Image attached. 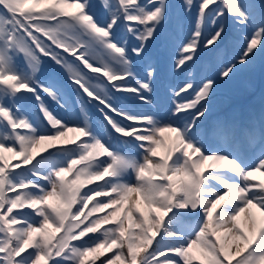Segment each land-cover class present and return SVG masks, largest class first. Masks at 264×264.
<instances>
[{"label":"snow or ice","instance_id":"obj_1","mask_svg":"<svg viewBox=\"0 0 264 264\" xmlns=\"http://www.w3.org/2000/svg\"><path fill=\"white\" fill-rule=\"evenodd\" d=\"M102 7L0 0V264H264V98L209 119L264 0Z\"/></svg>","mask_w":264,"mask_h":264},{"label":"rangeland","instance_id":"obj_2","mask_svg":"<svg viewBox=\"0 0 264 264\" xmlns=\"http://www.w3.org/2000/svg\"><path fill=\"white\" fill-rule=\"evenodd\" d=\"M177 1L178 0H176V2ZM108 2L112 3V2H114V0H108ZM92 3L97 5L98 12H101V13L103 12L100 9V8L103 9V7H102L103 0H92ZM191 22H192V18H189L188 23L190 24ZM185 35H187V34H185ZM260 59H262V58H260ZM216 62H217V59L215 60V64H216ZM258 64L259 63L256 62V65H254V63H253L252 65H249V66L241 69L240 71L237 72L236 76L230 82L221 83L219 89L223 88V91H228L229 94H234V95L238 96L239 98L240 97L242 98L245 95L251 94V92L257 87L258 83L256 82L257 81L256 77L248 76L249 75L248 71L249 72H251L253 70L256 71ZM193 66H195V65H193ZM210 70H211V67H209V73H210ZM245 71L247 72L246 74H245ZM188 72H191L192 76H193V72H192L191 68L188 69ZM169 76H171V79L173 80L172 75L169 74ZM185 78H189L187 73H186V77ZM230 101L231 100L228 99V98H224V97H221L219 95H216L213 98L212 109L213 108L216 109V108H219V107H223L226 103H228ZM139 110H148V109L143 107V106H141V108ZM235 112H237V111H235ZM98 119L99 118L95 117L93 120H98ZM258 179H264V177H259L258 176ZM250 211L252 212V214L257 219H259V214H258L257 210L251 209ZM242 222H243V217H242Z\"/></svg>","mask_w":264,"mask_h":264}]
</instances>
